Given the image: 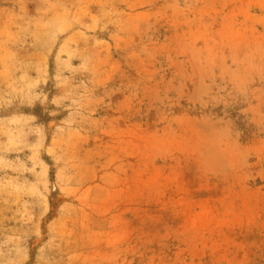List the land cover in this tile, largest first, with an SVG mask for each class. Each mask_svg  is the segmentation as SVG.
<instances>
[{
	"label": "rangeland",
	"instance_id": "rangeland-1",
	"mask_svg": "<svg viewBox=\"0 0 264 264\" xmlns=\"http://www.w3.org/2000/svg\"><path fill=\"white\" fill-rule=\"evenodd\" d=\"M0 264H264V0H0Z\"/></svg>",
	"mask_w": 264,
	"mask_h": 264
}]
</instances>
